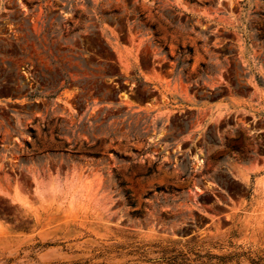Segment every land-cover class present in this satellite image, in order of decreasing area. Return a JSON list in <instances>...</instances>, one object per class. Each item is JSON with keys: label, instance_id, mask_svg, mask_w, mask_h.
Here are the masks:
<instances>
[{"label": "rangeland", "instance_id": "rangeland-1", "mask_svg": "<svg viewBox=\"0 0 264 264\" xmlns=\"http://www.w3.org/2000/svg\"><path fill=\"white\" fill-rule=\"evenodd\" d=\"M259 78L264 0H0V264H264Z\"/></svg>", "mask_w": 264, "mask_h": 264}, {"label": "trees", "instance_id": "trees-1", "mask_svg": "<svg viewBox=\"0 0 264 264\" xmlns=\"http://www.w3.org/2000/svg\"><path fill=\"white\" fill-rule=\"evenodd\" d=\"M190 53H191V51H190ZM259 82H260L261 85H264L262 79H260V78H259Z\"/></svg>", "mask_w": 264, "mask_h": 264}]
</instances>
